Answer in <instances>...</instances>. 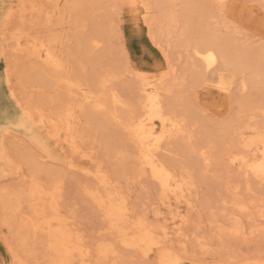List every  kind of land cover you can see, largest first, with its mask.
<instances>
[{
  "label": "rangeland",
  "instance_id": "rangeland-1",
  "mask_svg": "<svg viewBox=\"0 0 264 264\" xmlns=\"http://www.w3.org/2000/svg\"><path fill=\"white\" fill-rule=\"evenodd\" d=\"M28 1L40 7L42 12L23 15L21 21L16 11L12 18H8L17 0H0V204L3 191L18 193L28 187L30 181L27 177L21 179L23 171L44 185L56 184L60 214L73 233L91 247L94 257L96 246L107 242L114 246L116 254L112 260L118 264L125 260L158 264V251L144 256L139 250L124 246L119 236L108 228L104 214L85 191L104 192L97 178L86 172L99 167L109 177L108 186L125 198L130 220L145 219L151 226L155 225L159 235L161 228H165L168 235L164 247L177 254L183 264H240L242 260L258 258L264 262V215L260 216L261 211L264 213V184L231 161L236 153H247L240 140L237 141L238 137H234L235 131L242 132L245 139L252 137L256 130L264 132V83L252 80L254 70L239 68L232 75L221 64L204 70L182 39L166 34L153 39L157 23L149 30L120 0ZM229 1L233 3L234 11L230 9L227 16L221 17L214 7L215 1L201 0L200 3L196 0L200 3L199 8L195 7L194 13L185 17L192 25L189 33L179 12L175 13L180 21L178 26H183L185 34L191 38L200 31L201 25L206 24L209 32L230 37L242 55L245 51L243 59L246 57L251 64L256 62L257 66L264 68V33L261 28L249 22L239 31L233 27L234 20L240 19L241 4L258 11V0ZM149 9L146 18L160 17L155 4ZM15 24L35 36L54 39V53L57 52L55 55L63 61V72L70 73L73 80L93 88L94 74L109 72L107 86L130 103L135 102L138 94L135 74L159 75L165 71L161 86L167 91L162 90V97L169 111L183 118V132L166 139L159 156L174 172L186 177L191 185L187 194L179 200L173 195L163 199L158 184L148 173L137 175L132 158L122 160L115 153L124 148L133 152L131 145L130 148L127 142L124 144L126 134L113 127L104 128L106 125L102 126V121H98L95 114L85 108L86 105L85 109L76 111L74 120V128L81 136L78 145L80 150L83 149L81 153L88 155L86 158L80 157L83 156L81 153L78 156L79 153H74L68 145L60 147L39 128L24 105H40L51 111L56 109L58 102L61 105L66 93L62 86L46 77L51 73L49 68L34 58L20 57L21 54L12 51L11 45H6L1 29ZM38 75L44 76L41 79ZM221 76L231 81L229 92L220 91L214 85ZM15 116L24 118L25 124L1 123ZM113 131L119 132L115 134ZM69 162L75 167L69 166ZM240 202L246 205L242 210ZM2 205L0 264H18L12 254L16 250L27 264H46L48 250H45L43 237L37 234L38 237L33 235L32 238L29 232L23 247L17 240L16 220L7 215L4 203ZM22 208L27 212L26 203ZM235 224L241 226L239 235L231 231Z\"/></svg>",
  "mask_w": 264,
  "mask_h": 264
},
{
  "label": "bare ground",
  "instance_id": "bare-ground-1",
  "mask_svg": "<svg viewBox=\"0 0 264 264\" xmlns=\"http://www.w3.org/2000/svg\"><path fill=\"white\" fill-rule=\"evenodd\" d=\"M120 1H122L121 3L128 9L132 16L144 22L146 27H149V30L152 25L157 23L153 39L158 36H162L163 34H166L167 37L175 36L177 40L182 39L185 43V47H187V50H189L191 55L199 61V65H201L200 67L205 68L204 70L213 69L221 64L224 68L228 69L232 75H235L234 71L236 69L250 67L254 70L252 80L258 82L263 81L264 83V68L257 66L256 62L251 64L246 57L243 59L246 52L243 51L244 54L242 55L241 49L237 48V46H233V42L230 37L226 35L222 36L221 33L217 34L209 32V28H205V26H208L206 24H204L205 26L201 25L198 33L195 31L196 35L191 33V30V35H194L191 38L186 35L189 33L188 30H190L192 26L187 23V19H185L186 14L193 12L195 7L198 9L201 0H199L200 3H196V0ZM212 1L217 3V0ZM154 4L157 9L156 11L160 12L158 13V15L160 14V17L156 18L157 20L159 19L158 21H156V19H152L153 15L152 18L150 17L151 20L148 19V17L146 18V13L150 10L149 6H153ZM194 4H196V6ZM14 12L22 21L21 18L23 15L25 16L26 14L29 15L35 12L41 13L42 11L40 7L28 0H17V3L14 5V10H11L8 14V18L13 16ZM177 12H179L182 22L188 25H186L187 33L184 31L185 28H183V26H178L180 21L175 15V13L178 14ZM238 12L243 13L246 22L261 28L260 10L257 11V9L252 8L249 5L248 7H245V5L241 4V10ZM149 16L151 15L149 14ZM188 16L191 15L188 14ZM9 23L10 22H8V24ZM4 28L5 27L1 29V32H3L2 37L6 45H11L12 51L21 54L20 57L25 56V58H34L38 60V62L40 61L42 66L49 68L50 70H48L51 71L49 77L45 76L47 78H51L52 81L64 88L66 96L63 99L62 96L60 97V100L62 99L61 105L59 102H55V104L57 103V107L55 106L56 109L54 110L51 109L50 111L47 109L46 111V109L44 110L45 107L42 109L40 105H36L39 107L31 104L24 105V108L27 110L29 116L35 121L38 127L41 128L49 137H52L51 139H53L57 145L60 147L68 145L74 153L78 152V156H80L83 149H81L82 151L80 150L81 147L78 145V140H80L81 136L79 135L80 133L76 131V128H74V120H76L77 117V110H80L81 108H88L90 112L95 114L98 121H102L103 125H100H106L104 128L109 126L112 129L113 127V129L121 130L126 134L123 136L126 139H123L124 144L127 142V144H129H126L127 146L130 147L131 145L133 152H128L127 149L124 148V150H114L115 153L118 154L122 160L132 158L131 160L134 164L133 169H135L137 175L148 173L150 178L158 184L163 199L168 198L169 195H173L179 200V198L183 197L184 194H187L186 190H188L191 185L186 177L181 173L174 172V169L172 167L170 168V165L159 156L160 151L163 148L162 145L164 141L183 132V118L171 113L168 109L166 100L162 97V90L167 91V89H164L161 86L162 79L166 75L165 71L164 73L162 70L159 75L144 72L135 74V88L138 94L135 102L130 103L125 101L126 99H123L115 89L107 86L110 79L108 71V73L100 72L94 74L92 79L95 81V88L85 86L84 84L78 82L77 79L73 80L74 77L72 78L70 73L68 75V73L63 72V61L55 55L57 52L54 53V47L52 44L54 39H43L35 36L33 33L31 34L23 27H18L17 25L10 28L7 27L8 29ZM150 34H152L151 31ZM158 42L156 41V43ZM94 43L96 44L97 41ZM152 44L154 45V42ZM7 52V55H9V51ZM257 62L261 65L259 61ZM257 69H259V71H256ZM38 72L40 73V71ZM43 76L44 75H42V77ZM42 77L40 78L42 79ZM215 82L216 84L214 85H216L218 90L229 92L228 90L231 81H228L224 76H221ZM106 86L108 88H106ZM84 105L87 107L84 108ZM119 108L125 110L120 111ZM1 123L9 125L17 124L22 126V124H25V120L21 116L20 118L19 116H15L12 120L8 119ZM109 127H107V129H109ZM242 135V132L237 133L235 131L234 133V137H238L237 141L240 140L242 147L247 151V153H236L231 157V161L237 163L240 168H243L244 173L246 172L251 174L264 184V181L258 178L256 172L262 162H264V142L261 141V137L264 136V132L256 130L255 134L248 139L242 138ZM82 153L81 155L83 156L80 157L86 158L88 156L87 154ZM68 164L69 166L75 167L73 162H69ZM86 172L92 173V176L94 175L97 178L98 184L104 188V192L98 194L96 191L87 189H85V191L89 194V196H91L97 208L104 214L108 228L119 236L120 242L124 246L137 249L140 251L141 255L144 256H148V254L154 250L158 251V264H171V261L177 258L181 260L177 254L172 253L170 249L164 247V243L166 242V237L168 235L165 228H161L162 231L159 235L156 230L157 228L154 227L155 225L151 226L145 221V219L137 218L135 220H130L128 212L129 209L126 206L125 198L118 191H115L108 186L109 177L107 178L99 167L95 171L88 169ZM21 177V179L27 177L28 181H30L28 187L18 193H15L16 191H14V193H6V191H3L5 193L2 192L4 194L2 195V203H4V207L8 213L7 215L16 220L14 228H16L17 231V240L20 241V244L23 247L26 244V240H28V237L26 236L30 232L32 234V238L33 235L36 237L37 234L43 237L42 241L46 247L45 250H48L46 264H118L114 261L115 259L112 260L113 256L116 254V250L112 244L107 242L98 244L94 249L96 252L94 257L92 255L93 250L91 247L85 245L83 243L84 241L82 242L81 238L73 233V231L69 228L70 226H68L66 219L60 214L58 206L59 194L57 193L58 187L56 184L47 186L48 184H51L50 182L46 183L47 185H44V183L42 184L38 178H35L33 175L26 176L23 174V171H21ZM2 203L0 204L1 206H3ZM23 203H26L27 212L22 208ZM245 206L246 205L243 203L241 204L240 202V210L244 209ZM4 215L6 214L4 213ZM263 215L264 213L261 211L260 216ZM238 224H235L232 227L231 231L233 234L241 232V226ZM11 251L13 252L14 250L12 249ZM16 251L14 253L11 252L14 254V261L16 260L18 264H27L22 255ZM26 251L27 249L25 252ZM242 261L243 262L240 264H264V262L259 258L251 261ZM239 262H241V260Z\"/></svg>",
  "mask_w": 264,
  "mask_h": 264
},
{
  "label": "snow or ice",
  "instance_id": "snow-or-ice-1",
  "mask_svg": "<svg viewBox=\"0 0 264 264\" xmlns=\"http://www.w3.org/2000/svg\"><path fill=\"white\" fill-rule=\"evenodd\" d=\"M214 7L219 12L221 17L227 16L230 9L234 11V6L229 3V0H217V3L214 5ZM245 7H248V5H245ZM258 7L261 10V30L264 31V0H258ZM245 26H247V24L244 19L243 13H241L240 19L234 20L233 27L239 31ZM261 141L264 142V136L261 137ZM256 172H257L258 178L264 181V162H262L261 166L259 167L258 170H256ZM237 235H239L238 232H237ZM121 264H147V262L146 261H127L125 260V261H122ZM171 264H183V262L179 258H177L171 261Z\"/></svg>",
  "mask_w": 264,
  "mask_h": 264
}]
</instances>
